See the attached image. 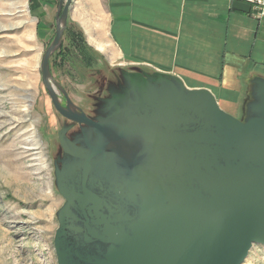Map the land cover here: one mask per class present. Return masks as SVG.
Wrapping results in <instances>:
<instances>
[{"label":"water","instance_id":"1","mask_svg":"<svg viewBox=\"0 0 264 264\" xmlns=\"http://www.w3.org/2000/svg\"><path fill=\"white\" fill-rule=\"evenodd\" d=\"M71 1L59 0L41 80L56 111L95 139L57 176V264H242L264 246V81L244 121L161 74L130 78L132 98L92 121L60 106L50 74Z\"/></svg>","mask_w":264,"mask_h":264},{"label":"rangeland","instance_id":"2","mask_svg":"<svg viewBox=\"0 0 264 264\" xmlns=\"http://www.w3.org/2000/svg\"><path fill=\"white\" fill-rule=\"evenodd\" d=\"M104 1L95 14L83 12L81 0L71 1L61 46L49 59L52 81L61 89L56 88L58 102L66 95L85 116L98 104L103 115L97 119L110 115L116 96L132 98L130 78L155 81V73L88 45L77 20L106 22ZM58 5L59 0H0V264H57L54 236L65 204L57 176L78 162L56 150L65 121L40 73ZM242 264H264V246L253 245Z\"/></svg>","mask_w":264,"mask_h":264},{"label":"crops","instance_id":"3","mask_svg":"<svg viewBox=\"0 0 264 264\" xmlns=\"http://www.w3.org/2000/svg\"><path fill=\"white\" fill-rule=\"evenodd\" d=\"M103 3L106 22L91 25L77 20L94 51L176 79L188 91H208L223 112L247 118L257 82L264 81V18L255 15L251 4L242 0ZM79 8L100 12L102 0H81Z\"/></svg>","mask_w":264,"mask_h":264},{"label":"flooded vegetation","instance_id":"4","mask_svg":"<svg viewBox=\"0 0 264 264\" xmlns=\"http://www.w3.org/2000/svg\"><path fill=\"white\" fill-rule=\"evenodd\" d=\"M58 100H59V98H58ZM59 104L64 109H70V110H73L74 112H76L75 109L68 106L67 100L64 96H63L62 100L59 102ZM52 105H53V103H52ZM53 107H54V105H53ZM54 109H55V107H54ZM91 110H92L90 112L91 114L86 113V117L92 121H98L97 118L99 116L103 115L101 113L102 112L101 107L98 106V104H96L95 106H93V108ZM61 117L64 119L65 124H64V128H63L62 136H58V138H57V143H58L59 148L56 150L61 151L62 153H64V150H66L65 151L66 153L72 152L75 154L81 153L82 150H86L85 140L86 141L90 140V143H91L94 141L95 135L93 133H91L90 138H89L87 136V134H89V130H88L87 126L73 122V121H71V120H69L63 116H61ZM85 127H86V129H85ZM54 149H55V145L53 146V150ZM57 151H56V153H58Z\"/></svg>","mask_w":264,"mask_h":264},{"label":"built area","instance_id":"5","mask_svg":"<svg viewBox=\"0 0 264 264\" xmlns=\"http://www.w3.org/2000/svg\"><path fill=\"white\" fill-rule=\"evenodd\" d=\"M251 4L256 12L258 18H264V0H242Z\"/></svg>","mask_w":264,"mask_h":264},{"label":"trees","instance_id":"6","mask_svg":"<svg viewBox=\"0 0 264 264\" xmlns=\"http://www.w3.org/2000/svg\"><path fill=\"white\" fill-rule=\"evenodd\" d=\"M79 34V33H78ZM61 49V48H60Z\"/></svg>","mask_w":264,"mask_h":264}]
</instances>
